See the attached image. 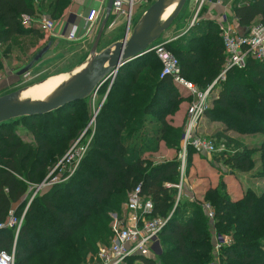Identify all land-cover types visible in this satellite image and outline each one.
I'll use <instances>...</instances> for the list:
<instances>
[{
    "label": "trees",
    "instance_id": "obj_1",
    "mask_svg": "<svg viewBox=\"0 0 264 264\" xmlns=\"http://www.w3.org/2000/svg\"><path fill=\"white\" fill-rule=\"evenodd\" d=\"M71 1L0 0V50L21 37L43 38L44 31L36 23L25 28L22 18L36 20L39 13H49L51 19H57ZM232 14L238 28L245 30L258 17L264 20V1H254ZM187 34L178 47L173 48L171 42L166 49L178 59L181 77L204 91L218 78L226 58L218 23L199 16ZM10 55L11 48L0 54V71ZM162 70L155 53L149 52L125 65L112 85L107 82L98 91L97 95L105 93L106 101L94 122L83 161L72 176L68 172L63 175L68 180L39 191L30 205L36 188L48 180L66 150L58 151L61 142L69 143L84 122V117H78V106L86 107L92 97L46 116L0 125V224L7 222L11 213L19 220L25 213L19 232L17 226L0 230V252L12 253L16 244L15 264H81L97 252L99 243L109 242L108 211L119 208L138 186L155 204L153 217H169L178 196L171 186L180 182L179 155L161 164L144 156L151 153L150 145L163 141L181 151L183 131H172L167 118L178 111L185 98L170 77L160 78ZM212 106L206 118L224 124L219 138L226 147L233 146L232 152L220 153V158L226 166L249 173L256 165L253 154L260 152L264 177V141L251 148L227 137L228 132L264 137V63L249 61L246 69L231 70L226 82L220 83ZM41 119L44 125L39 128ZM54 121L62 128L58 130ZM68 124L71 129L66 131ZM18 126L26 127L35 140H29L28 133H19ZM190 153L196 152L188 149L186 170L193 161ZM210 193L213 227L230 236L232 244L215 254L210 223L202 226L195 205H189V214H183L181 200L160 235V260L142 258L143 264H264V193L248 190L239 201L220 191Z\"/></svg>",
    "mask_w": 264,
    "mask_h": 264
},
{
    "label": "rangeland",
    "instance_id": "obj_2",
    "mask_svg": "<svg viewBox=\"0 0 264 264\" xmlns=\"http://www.w3.org/2000/svg\"><path fill=\"white\" fill-rule=\"evenodd\" d=\"M156 2L157 0H150L148 4L143 5L141 8H139L136 11L133 17L135 24L139 21L144 11L146 12ZM35 4L36 6H39L38 1H36ZM196 7H197L196 0H188L185 6L183 7L182 11L180 12L178 18L173 22L172 26L165 32L164 37L170 36L171 38H175V40L173 41L174 42L173 44L175 46H173V48L176 46L178 47L179 44L181 43L180 41L183 40V38L181 37L189 32L187 31L188 26H189V23H191L194 18ZM206 9L207 7L202 11L203 13L201 14V17H204V15L211 16V14H209ZM105 11L106 10L104 9L102 15L100 16L98 20L95 31L92 32L91 35H88L89 37L87 38L86 41L72 44L70 48L68 47L67 49H65V54L70 53V56H68L67 59H65L63 62L54 63L44 68L39 65H34L32 63V60L34 59L33 57L37 54V51L33 54L30 52L31 50L35 49V47L37 49V45H36L37 39L35 37H34L35 39L32 37H28L22 41L18 38L14 40L13 43L8 44L2 50H0V54H3L6 51V49L11 48V55L8 56L7 59H4L5 69L0 71V74H1L0 97L11 94L13 92H17L19 90L30 88L34 85L40 84L55 76L72 73L76 69L82 67L88 61L90 57L91 50L97 39L102 22L105 19V15H106ZM216 11L214 14H217ZM47 16H49V13H41V14L39 13L37 17L38 18L41 17L40 19L41 21L44 17H47ZM257 20H260V19H257ZM126 27H127L126 20L117 19L111 16L107 29L105 31V34L101 39V42L98 46L97 51L100 53L108 48H111L117 42H120L124 34L126 33ZM133 29L134 28L131 29V32ZM188 35L189 34H187V36ZM28 54H30L31 56H27ZM29 65H31L30 67L31 72L28 71L30 72V74L26 73L24 75H20V73L24 69H26ZM157 73L159 74L160 71H158ZM188 82L190 81L188 80ZM190 83L195 85L192 82ZM195 86L199 88L197 85ZM215 92L216 91L214 90L210 94V100H209L210 108L209 109L213 108L212 102H213V97L215 95ZM179 93L180 94L184 93V90L180 89ZM96 96L97 97H95V99L92 98V100H90V102L87 104L86 107L78 106L77 108L79 109L78 117L80 119L84 117V122L81 124L82 126H80L79 130L75 132L73 139L69 143H67V140L64 142H61L62 144L59 146L58 151L60 152V150L62 151V149H66V150L63 152V156L58 158V161L61 162L64 159H66L68 153L72 150L74 146L78 145V147L79 146L83 147V144H86L87 146L90 140L92 139L94 128H95V123H93L91 127L87 126L86 124L88 120L90 119V117L94 119L95 114H97V112L99 114L100 109L102 108V106L104 105V102L106 101L105 93L104 94L100 93L99 95H96ZM184 100H185L183 101L184 104L183 102L180 104L178 111L168 116L167 118L168 122L170 123V126H169L170 129L172 131H178V133L179 131H181V129L183 131V125L185 123L183 118L184 116L185 118L187 117V111H188L189 106L193 102V97L186 96ZM182 104L184 105L183 112L180 111ZM178 112H180V114ZM60 118L63 119V117H60ZM96 119L97 118H95L94 122H96ZM91 120H90L89 125L91 124ZM53 124L56 125V128L60 127L59 126L60 124L59 123L57 124V121H54ZM221 124L222 123L219 121L208 120L206 119V116H205L201 124L202 126L200 128L199 135L205 138H209L211 140H215L217 152L212 155L202 154V153H197V152L190 153V156L191 158H193V161L191 162L189 169L186 170V179L184 182L183 197H182V202L180 204L183 214H189V211H188L189 205L197 206L200 212L198 213V217H197L198 219L197 218L196 219L200 221L202 226H206V223L207 224L210 223V226H211V230L209 228L211 232L210 242L213 248L215 249V254L220 253V252H217L216 245L221 241V238L223 239L224 237H230V236H228L227 234L221 235L220 233H218L213 227L214 221L210 220L208 216L206 215L205 209L207 206L211 207L212 209L214 208L212 201H209L210 199L213 198V195L210 192L212 190L220 191V193L222 194L225 193L226 195L230 196L235 201L241 200L243 198L244 193L247 192L248 190L256 194L259 193L258 195H261L264 192L263 190L264 189V182H263L264 177H263V173L260 171V168L262 167V164H260L261 162L259 159L261 157L260 152L253 154V159L257 158L259 160H255L256 165L249 173H243L241 171H238L231 167L226 166V164L224 163V160L220 158L219 156L220 153H223V152L230 153L232 152V149H233L232 148L233 146L226 147V144H225L226 142L223 139L219 138V136L223 134V131H221L219 128ZM43 125H44V120L42 119L39 120L38 127L41 128ZM158 127L159 126L157 125V126H153L152 128L156 129ZM16 129L22 135L28 133L26 135L29 136V140H32V141L35 140L33 136L29 134V130L26 127L18 126ZM70 129L71 127L68 124L66 126V131ZM149 133H151V131ZM227 137H230L231 139L235 141H239L240 143H243V144L251 145V143H253V144H256L257 147H259V144L262 143V139H263V137L259 135L252 136L249 134H244L243 136H240L239 134H231L230 136L228 135ZM180 138H181V132H180ZM180 144H179V148H180ZM257 147H254V148H257ZM149 148L152 149L151 153H147L144 156L146 159L149 158L153 164H161L166 161L175 160L176 157L181 152L179 151L178 153L176 149H173L172 147H170L169 144H166L164 141L159 142V143H153V145L152 146L150 145ZM194 158L196 162H194ZM82 161H83V158L80 160L78 166L81 164ZM76 163L77 161L73 160L72 165L75 166L74 164ZM57 166L58 164L50 170L49 172L50 177L55 176V173L57 172V169H56ZM74 168L75 167H72V169L71 167H65L62 169L61 172L58 171V173L64 175L66 172H69V170H74ZM45 188H48V187L45 186L43 188H40L38 191L33 193V196L34 195L36 196L39 191L41 190L43 191L45 190ZM35 196L31 198V202L35 198ZM177 198H176L175 206L173 210L171 211L169 217L176 211V208L179 206V202L177 203ZM127 199H128V196H127ZM127 199L123 202V204L119 208L112 210V211H108L107 219H109V222L107 224V229L110 230V238H109L110 240L108 243H104V242L99 243L97 245V249L99 245L108 246L112 242V239L114 238L112 223L116 219H119V220L124 219L125 217L124 208H125V204L127 203ZM184 203H187L188 206L184 207L183 206ZM103 221L105 222V220ZM93 224L94 222L92 221V225ZM162 243L163 241L161 242V240H159V242L155 244V246L151 250L150 257L152 258L156 257L157 260H160L158 258H159V255L163 253ZM12 250L14 251V246ZM97 252L93 256L88 255L85 258V261L81 264L93 263L96 258ZM212 264H217V263L213 262Z\"/></svg>",
    "mask_w": 264,
    "mask_h": 264
},
{
    "label": "built area",
    "instance_id": "obj_3",
    "mask_svg": "<svg viewBox=\"0 0 264 264\" xmlns=\"http://www.w3.org/2000/svg\"><path fill=\"white\" fill-rule=\"evenodd\" d=\"M149 1L150 0H115L113 3L112 16L117 19L126 20V31L130 33L131 29L136 25L133 20L136 11L143 5L148 4ZM254 1L264 0H196V12L192 22L189 23L187 31L195 26L197 19L201 16L203 13L202 11L206 7V10L212 16L216 15L214 13L218 8H221L222 12L218 14V19L216 21L226 53L225 62L220 75L204 91H201L195 85L181 77L178 59L166 49V46L173 42L175 38L161 39L150 47L149 52L155 53L163 65L160 78L164 79L170 77L174 84L178 86L179 90L182 89L187 96L193 97V102L188 108L187 117L183 125L181 152L179 153L180 182L177 185L171 186L178 190L177 203L180 202L183 197L188 149L192 148L197 153L208 155L217 152L215 140L199 135L201 124L206 116L207 110L210 108V94L214 90L216 91L213 97L214 100L218 95L220 83L226 82L231 70H244L249 61L264 63V20L262 17H258L257 19L260 20L255 19L247 29L240 30V28H238V20L233 17L232 14L233 10ZM107 3L108 0H104L98 7L91 8L88 11L86 17V33L88 35H91V33L95 31L98 20L103 10L106 8ZM35 23H37V21L29 16H24L22 18V24L25 28H31ZM40 23L46 33H51L54 29V22L51 20L43 18ZM67 39L70 41L76 40V31L73 30L70 35L67 36ZM27 73L30 74L29 72ZM110 84L112 85L113 82ZM93 123H91L90 126ZM86 150L87 146H74L68 153L66 159L58 164L56 167L57 171L61 172L65 167H71V169L75 167L74 170H69L67 174L69 177L72 176L78 168L80 160L84 157ZM73 160L77 161V163L74 164L75 166L72 165ZM69 177L63 179V175L57 172L54 177L49 176L48 180L42 184L43 186L41 185L38 188L60 184L68 180ZM167 186L170 187L169 185ZM30 203L31 201L29 205ZM154 211V202L149 197L143 195L141 186H138L129 193L124 208V219H116L112 223L114 238L111 244L108 246H99L94 262L89 264H143L140 259L150 257L151 250L155 244L159 242L160 235L172 216L171 215L167 219L153 217ZM205 211L208 218L214 221V210L207 206ZM23 217L19 220L11 213L8 221L0 224V230L11 229L17 226V232H19L23 223ZM231 244V237L221 238V241L216 245V250L220 252L219 250L223 246H230ZM0 264H15V245L12 253L0 252Z\"/></svg>",
    "mask_w": 264,
    "mask_h": 264
},
{
    "label": "water",
    "instance_id": "obj_4",
    "mask_svg": "<svg viewBox=\"0 0 264 264\" xmlns=\"http://www.w3.org/2000/svg\"><path fill=\"white\" fill-rule=\"evenodd\" d=\"M114 1L108 0L105 19L82 71L44 100L21 101L19 99L21 93L28 88L0 97V125L21 118L46 116L67 105L90 97L95 98L107 82L115 81L118 72L125 65L149 53L150 47L172 26L188 0H178L175 10L164 23H159L160 18L165 8L174 0H157L136 23L132 32L126 31L120 42L99 53L97 49L112 16ZM29 70L24 69L20 75L26 74ZM97 115L98 112L94 119ZM39 189L37 188V191Z\"/></svg>",
    "mask_w": 264,
    "mask_h": 264
},
{
    "label": "crops",
    "instance_id": "obj_5",
    "mask_svg": "<svg viewBox=\"0 0 264 264\" xmlns=\"http://www.w3.org/2000/svg\"><path fill=\"white\" fill-rule=\"evenodd\" d=\"M102 1H104V0H72L71 4L63 11V13L60 15L59 18L51 19L50 16L44 17V19H48V20H51L54 22V29L52 30L51 33H46V31L43 30L42 24L40 23L41 17L40 18L37 17L36 26L38 27V29H42L44 31V37L39 39V38H36L35 36L31 35V36L19 38L21 41L25 40V38H28V37H32V38L35 37L37 39V42H36L37 49L35 47V49L31 50V52H30L33 54L37 51V54L33 57L34 59L32 60V63L34 65H39V66L44 68V67H48L54 63L63 62L65 59H67V57L70 56V53L65 54V49H67L68 47L70 48L72 44H76L78 42H84L89 37L88 34L86 33V17H87L88 11L91 8L98 7ZM105 10H106V8H105ZM217 10H218V11H216L217 14L215 15L216 17L212 16V15L211 16L204 15V17L206 19H210V18L218 19V14H220L222 12V10H221V8L220 9L218 8ZM73 30L76 31V40L70 41L67 39V36H69ZM165 38H171V37L170 36L164 37V35H163L162 39H165ZM27 56H31V55L28 54ZM182 96H183V98H185L187 95H186V93H182ZM183 104H184V102H183ZM183 104H182L181 110H180L182 112L184 109ZM178 113L180 114V112H178ZM183 119L185 122V119H186L185 116ZM219 128L221 131H224V129H225L224 124H221ZM231 134H238V133L228 132L227 136L228 135L230 136ZM239 135L243 136L241 134H239ZM252 136H254V135H252ZM259 136H261V135H259ZM261 137H263V136H261ZM263 141H264V137L262 139V142ZM261 144L262 143H260L259 146ZM244 145L251 147V148L257 147L256 144H253V143H251L252 146L249 144H244ZM259 159L256 158L254 160H259ZM194 162H196L195 158H194ZM247 189H249V188H247ZM258 194H256V195H258ZM243 197H244V195H243ZM99 246H101V245H99ZM99 246H98V248H99Z\"/></svg>",
    "mask_w": 264,
    "mask_h": 264
},
{
    "label": "bare ground",
    "instance_id": "obj_6",
    "mask_svg": "<svg viewBox=\"0 0 264 264\" xmlns=\"http://www.w3.org/2000/svg\"><path fill=\"white\" fill-rule=\"evenodd\" d=\"M177 3L178 0H174L169 6L165 8V11L161 16L159 23H164L168 19V17L175 10ZM83 68L84 66L76 69L72 73L55 76L40 84L34 85L23 91L19 99L23 102L44 100L52 95L55 91L69 83L73 79V77H75L82 71Z\"/></svg>",
    "mask_w": 264,
    "mask_h": 264
}]
</instances>
